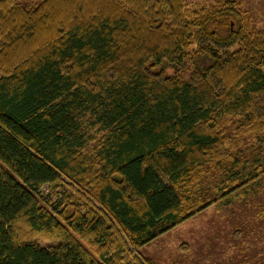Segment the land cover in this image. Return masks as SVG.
<instances>
[{
	"label": "trees",
	"instance_id": "trees-1",
	"mask_svg": "<svg viewBox=\"0 0 264 264\" xmlns=\"http://www.w3.org/2000/svg\"><path fill=\"white\" fill-rule=\"evenodd\" d=\"M263 185L264 28L237 1L0 0V264H154Z\"/></svg>",
	"mask_w": 264,
	"mask_h": 264
},
{
	"label": "rangeland",
	"instance_id": "rangeland-1",
	"mask_svg": "<svg viewBox=\"0 0 264 264\" xmlns=\"http://www.w3.org/2000/svg\"><path fill=\"white\" fill-rule=\"evenodd\" d=\"M19 1L27 5L39 0ZM216 1L186 0L190 11ZM235 1L249 15L255 28H264V0ZM230 133L235 139L242 138V143L246 141L234 130ZM215 165L204 173L203 184L219 181L221 174ZM38 241L41 245L55 244L50 239ZM81 242L90 252L95 250ZM138 252L154 264H264V185L249 188L231 201L209 204L140 247Z\"/></svg>",
	"mask_w": 264,
	"mask_h": 264
}]
</instances>
